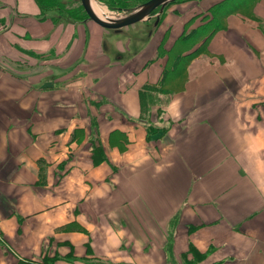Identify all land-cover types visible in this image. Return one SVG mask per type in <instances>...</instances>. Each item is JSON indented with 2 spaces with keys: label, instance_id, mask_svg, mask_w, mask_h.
<instances>
[{
  "label": "crops",
  "instance_id": "obj_1",
  "mask_svg": "<svg viewBox=\"0 0 264 264\" xmlns=\"http://www.w3.org/2000/svg\"><path fill=\"white\" fill-rule=\"evenodd\" d=\"M225 1L0 0V264H264V0Z\"/></svg>",
  "mask_w": 264,
  "mask_h": 264
},
{
  "label": "water",
  "instance_id": "obj_2",
  "mask_svg": "<svg viewBox=\"0 0 264 264\" xmlns=\"http://www.w3.org/2000/svg\"><path fill=\"white\" fill-rule=\"evenodd\" d=\"M174 0H146L139 4L136 8L125 15L110 17L99 16L92 8L91 0H80V4L87 15V19L96 22L97 24L112 29L116 32L120 31L123 27L141 21L150 17L153 10L158 8L154 24L158 22L159 15L163 8Z\"/></svg>",
  "mask_w": 264,
  "mask_h": 264
},
{
  "label": "rangeland",
  "instance_id": "obj_3",
  "mask_svg": "<svg viewBox=\"0 0 264 264\" xmlns=\"http://www.w3.org/2000/svg\"><path fill=\"white\" fill-rule=\"evenodd\" d=\"M57 4H60L61 6H64V9H77L79 6H81L80 4V0H54ZM98 5L100 6H104L106 8V13H104V16H110V17H115V16H120V15H125L127 13H129L130 11H132L134 8H136L139 4H141L142 2L146 1V0H135V3H133L132 5H129L128 8H123V5L117 2H114L112 5H108L106 2L102 1V0H94ZM179 1V0H178ZM250 1V0H227L225 1V6L230 5V7L228 8V10H224L220 11L221 13L219 14H223L226 13V11H231V10H235L237 8H240L241 10L244 9L243 7H245L246 3ZM131 1H129L130 3ZM245 4V5H244ZM227 9V8H226ZM158 11V8L153 10L150 14V17L145 18L141 21L147 23L148 25H152L155 21V17H156V13ZM64 12V16L68 17V12L67 11H63ZM85 20L87 19L84 18ZM150 19V20H148ZM89 20V19H88ZM138 21V22H141ZM219 21H222V17H218L216 16L214 18V23H218V26H221V23H219ZM210 28V23L207 25V30ZM123 29V28H122ZM121 29V30H122ZM114 31V30H113ZM195 33V32H194ZM203 33H206V30H204ZM196 35H198L196 37ZM195 38L191 37L190 41H188V45L189 43L193 40H198V38H200V33H196ZM200 36V37H199ZM193 38V39H192ZM201 51V50H200Z\"/></svg>",
  "mask_w": 264,
  "mask_h": 264
},
{
  "label": "trees",
  "instance_id": "obj_4",
  "mask_svg": "<svg viewBox=\"0 0 264 264\" xmlns=\"http://www.w3.org/2000/svg\"><path fill=\"white\" fill-rule=\"evenodd\" d=\"M35 1L39 5L40 11L42 14H45V12H47V11H54L55 13L53 16L58 18V17H65L63 11H67L69 14L68 15L69 18L77 19V20H83L87 16L85 11L83 10L82 6H79L77 9H64V6L57 4L54 0H35ZM102 1L106 2L108 5H112L114 2L120 3L123 5V8H128L129 5H132L133 3H135V0H102ZM129 1H131V2L129 3ZM229 7H230V5L227 6V8H229ZM213 21H214V19L207 22L208 24L210 23V31L220 27V26H218L219 25L218 23H216V22L214 23ZM147 89H151L150 86L144 88V90H147ZM143 99H145V101L149 100V98H147L145 95H144ZM146 129L149 133V132H155V131H157L159 129H163V128L153 126V125H148ZM103 158L105 159L104 155H103Z\"/></svg>",
  "mask_w": 264,
  "mask_h": 264
},
{
  "label": "bare ground",
  "instance_id": "obj_5",
  "mask_svg": "<svg viewBox=\"0 0 264 264\" xmlns=\"http://www.w3.org/2000/svg\"><path fill=\"white\" fill-rule=\"evenodd\" d=\"M91 5H92V8L95 11V13L101 17H103L104 13L107 12L106 8L104 6L98 5L94 0H91Z\"/></svg>",
  "mask_w": 264,
  "mask_h": 264
}]
</instances>
